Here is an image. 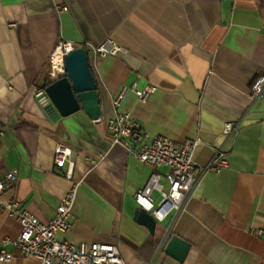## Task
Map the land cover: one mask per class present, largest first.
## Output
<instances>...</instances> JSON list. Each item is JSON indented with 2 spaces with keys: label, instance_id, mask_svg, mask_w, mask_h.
<instances>
[{
  "label": "crops",
  "instance_id": "0c3cea01",
  "mask_svg": "<svg viewBox=\"0 0 264 264\" xmlns=\"http://www.w3.org/2000/svg\"><path fill=\"white\" fill-rule=\"evenodd\" d=\"M61 39L87 49L99 120L81 109L51 120L35 97L50 80L49 55ZM105 39L120 50L94 55ZM259 75L264 0H0V177L17 172L1 199L50 221L70 187L54 164L62 142L72 149L73 180L80 184L71 229L57 238L116 243L127 264H264V236L251 232L264 228V104L250 97ZM133 83L155 89L142 100ZM123 87L129 89L121 109L147 133L176 143L199 137L198 163L215 148L228 163L204 177L170 228L172 213L153 233L133 219L135 192L151 168L112 145L105 127ZM225 122L238 126L233 138L223 135ZM151 196L160 199L156 190ZM18 232L19 224L0 213V240ZM173 233L190 244L183 261L164 251ZM6 250L13 258L0 264H40L11 245Z\"/></svg>",
  "mask_w": 264,
  "mask_h": 264
},
{
  "label": "built area",
  "instance_id": "2783aa9c",
  "mask_svg": "<svg viewBox=\"0 0 264 264\" xmlns=\"http://www.w3.org/2000/svg\"><path fill=\"white\" fill-rule=\"evenodd\" d=\"M75 47L76 45L70 41L63 39L58 41L49 55L50 80L65 74L64 56ZM119 50L120 46L111 39H105L92 48L93 54L99 56L115 55ZM130 88L142 100L155 89L150 84L138 89L135 83ZM128 89L123 87L111 100L114 114L104 120L105 127L112 145H121L151 168L147 181L136 190L134 198L138 207L149 212L156 222L164 221L172 213L168 225L170 228L185 210L189 198L204 177L227 167L225 153L220 148H215L211 158L200 164L195 159V152L201 144L199 137L176 143L160 134L150 135L129 111L121 109L122 100ZM43 95L44 89L36 91L35 97L39 103ZM250 97L252 102L260 101L264 104V75H259L252 81ZM222 132L225 137L233 138L238 132V126L232 122H225ZM54 164L60 168L61 175L70 181V187L62 194L52 219L47 223L39 221L19 201L1 199L3 192L13 187L17 176L16 170H10L0 177V213H4L19 224V232L15 237L6 236L0 240V261L12 260V253L6 250V246L11 245L21 257H34L40 264H127L116 243L84 241L76 243L57 238V233H66L71 229L69 217L80 182L73 180L75 161L72 159V149L65 143H56ZM161 178L166 180L167 187L162 185ZM154 190L160 194L158 202L151 196ZM251 232L255 236H264L262 227L254 228Z\"/></svg>",
  "mask_w": 264,
  "mask_h": 264
},
{
  "label": "water",
  "instance_id": "95a60500",
  "mask_svg": "<svg viewBox=\"0 0 264 264\" xmlns=\"http://www.w3.org/2000/svg\"><path fill=\"white\" fill-rule=\"evenodd\" d=\"M65 74L50 80L44 87L40 107L51 120L69 116L80 109L92 120L101 116V97L97 90L95 76L90 67L89 55L84 46H76L64 56ZM133 219L145 226L151 233L156 227L155 218L146 210L137 208ZM190 244L172 234L165 245V253L183 261Z\"/></svg>",
  "mask_w": 264,
  "mask_h": 264
},
{
  "label": "trees",
  "instance_id": "16d2710c",
  "mask_svg": "<svg viewBox=\"0 0 264 264\" xmlns=\"http://www.w3.org/2000/svg\"><path fill=\"white\" fill-rule=\"evenodd\" d=\"M48 83H50V80L47 78L46 81H45V83H44V87H45Z\"/></svg>",
  "mask_w": 264,
  "mask_h": 264
},
{
  "label": "rangeland",
  "instance_id": "374dc122",
  "mask_svg": "<svg viewBox=\"0 0 264 264\" xmlns=\"http://www.w3.org/2000/svg\"><path fill=\"white\" fill-rule=\"evenodd\" d=\"M45 78H46V76H45Z\"/></svg>",
  "mask_w": 264,
  "mask_h": 264
}]
</instances>
